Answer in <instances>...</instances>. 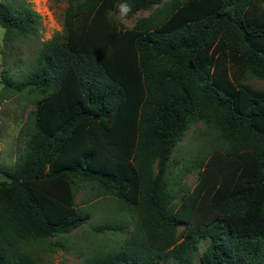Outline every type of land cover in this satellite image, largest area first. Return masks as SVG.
<instances>
[{
	"label": "trees",
	"instance_id": "1",
	"mask_svg": "<svg viewBox=\"0 0 264 264\" xmlns=\"http://www.w3.org/2000/svg\"><path fill=\"white\" fill-rule=\"evenodd\" d=\"M65 1L63 35L24 82L2 73L36 100L25 149L0 165V264H42L33 243L83 226L79 182L138 217L119 250L84 264H264V91L242 82L264 80V0H127L128 18L159 7L122 30V0ZM0 26L26 41L41 17L0 2ZM198 124L223 144L176 203L169 161Z\"/></svg>",
	"mask_w": 264,
	"mask_h": 264
},
{
	"label": "rangeland",
	"instance_id": "2",
	"mask_svg": "<svg viewBox=\"0 0 264 264\" xmlns=\"http://www.w3.org/2000/svg\"><path fill=\"white\" fill-rule=\"evenodd\" d=\"M183 1V0H179ZM14 4L29 5L41 17V27L32 39L22 41L11 38L4 41L5 30L0 26V165L13 166L25 149L28 139L25 123L35 109L36 94L24 89L5 88L3 71L8 72L10 81L18 86L24 82L28 67L41 44L63 35V21L68 6L65 0H0ZM159 6L143 10L121 23L119 13L111 14L119 30L131 29L143 17L152 14ZM250 87L264 91V80L248 75L242 81ZM218 134L202 124L194 125L187 131L169 161L166 174L168 187L179 203L185 191L198 186V169L208 163L210 157L222 146ZM5 177L0 173V180ZM78 183V182H77ZM77 208L88 215L83 226L73 232L48 241L33 243L30 251L35 253L42 264H84L98 254L119 250L130 238L138 217L115 198L98 195L92 183L79 182L76 188ZM183 227L177 231V237ZM202 242L196 261L207 247Z\"/></svg>",
	"mask_w": 264,
	"mask_h": 264
},
{
	"label": "clouds",
	"instance_id": "3",
	"mask_svg": "<svg viewBox=\"0 0 264 264\" xmlns=\"http://www.w3.org/2000/svg\"><path fill=\"white\" fill-rule=\"evenodd\" d=\"M132 12V5L127 0H122L119 4V15L121 17V23L127 20L129 14Z\"/></svg>",
	"mask_w": 264,
	"mask_h": 264
}]
</instances>
